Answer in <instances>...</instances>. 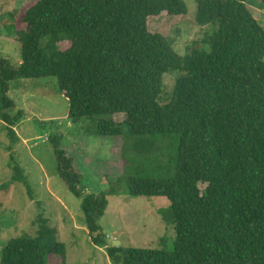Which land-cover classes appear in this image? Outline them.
I'll return each instance as SVG.
<instances>
[{
    "label": "trees",
    "instance_id": "obj_1",
    "mask_svg": "<svg viewBox=\"0 0 264 264\" xmlns=\"http://www.w3.org/2000/svg\"><path fill=\"white\" fill-rule=\"evenodd\" d=\"M246 2L196 0V24L212 33L184 55L167 36L168 20L187 14L182 0H31L13 10L5 30L20 46V61L0 59V116L9 137V82L55 78L72 123L85 120L96 136L122 141V158L133 169L128 196L169 202L172 247L110 244L111 264H264V28ZM167 74L176 77L161 105ZM164 136L175 138V151L167 154V175L157 178L142 166L147 157V165L157 160L153 146H144ZM54 147L59 178L82 198L91 240L104 245L97 220L105 195L79 190L81 174ZM12 170L11 180L28 186L22 170ZM116 192L111 187L109 194ZM55 236L41 222L34 237L5 244L0 264L63 261L65 245Z\"/></svg>",
    "mask_w": 264,
    "mask_h": 264
},
{
    "label": "rangeland",
    "instance_id": "obj_2",
    "mask_svg": "<svg viewBox=\"0 0 264 264\" xmlns=\"http://www.w3.org/2000/svg\"><path fill=\"white\" fill-rule=\"evenodd\" d=\"M29 1L0 0V59L7 60L11 66H17L20 61V46L9 40L5 29L13 20V10ZM182 1L187 14L168 20L171 27L167 33L179 55H184L186 47L193 42L199 43L212 33L211 27L196 24V0ZM245 4L264 28V4L259 0H247ZM159 26L156 24L154 28ZM41 46H45V40ZM175 77V74L164 75L165 93L159 104L168 103ZM8 96L13 108L5 112L13 122L12 139L5 128L9 124L0 116V254L11 238L34 237L41 222L54 228L56 241L65 245L64 260L49 256L46 264H111L105 248L114 241L123 248L172 247L174 230L168 200L128 196L126 179L133 169L122 158L119 148L122 141L113 143L96 136L92 124L85 120L72 123L55 78L11 81ZM18 112H21L19 117ZM123 118V115L114 116L118 121ZM175 144L171 136H164L154 144L146 143L145 150L153 146L157 160L147 165V157L142 164L144 169L152 170L157 178L165 177L169 168L167 154L174 153ZM55 145L72 159L76 172L81 174L79 190L85 195H105L107 206L97 220L104 245L91 240L82 219V198L68 190L57 174ZM128 155L129 160L135 158L131 152ZM12 167L22 170L28 186L23 181L11 180ZM111 187L117 191L113 195L109 194Z\"/></svg>",
    "mask_w": 264,
    "mask_h": 264
},
{
    "label": "water",
    "instance_id": "obj_3",
    "mask_svg": "<svg viewBox=\"0 0 264 264\" xmlns=\"http://www.w3.org/2000/svg\"><path fill=\"white\" fill-rule=\"evenodd\" d=\"M112 246L118 247L119 246V242L118 241H114Z\"/></svg>",
    "mask_w": 264,
    "mask_h": 264
}]
</instances>
